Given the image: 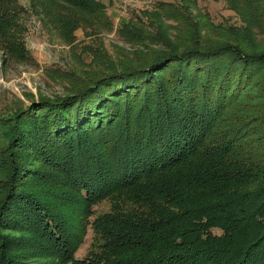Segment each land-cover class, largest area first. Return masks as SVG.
<instances>
[{"label": "trees", "instance_id": "obj_1", "mask_svg": "<svg viewBox=\"0 0 264 264\" xmlns=\"http://www.w3.org/2000/svg\"><path fill=\"white\" fill-rule=\"evenodd\" d=\"M226 2L240 25L159 2L121 24L130 55L0 113V264H264V0ZM31 4L68 41L108 23L98 0ZM17 8L0 49L26 60Z\"/></svg>", "mask_w": 264, "mask_h": 264}, {"label": "rangeland", "instance_id": "obj_2", "mask_svg": "<svg viewBox=\"0 0 264 264\" xmlns=\"http://www.w3.org/2000/svg\"><path fill=\"white\" fill-rule=\"evenodd\" d=\"M105 5L108 23L87 21L73 33L71 41L64 39L56 26L31 0H15L19 36L28 51L26 60H15L0 49V113L28 103L40 96L54 97L65 94L73 82L84 78L95 64L91 52H106L112 62L130 55L132 44L120 35L125 21L138 23L150 30L147 14L158 10L157 3L170 2L172 6L191 15L204 14L214 24L240 25L237 14L226 0H98ZM20 7L23 10H20ZM168 24H174L169 19ZM258 37L263 34L258 30ZM94 64V65H93ZM110 204L103 200L93 206L91 221L108 211ZM93 233L90 226L79 244L75 256L82 258L91 249Z\"/></svg>", "mask_w": 264, "mask_h": 264}]
</instances>
